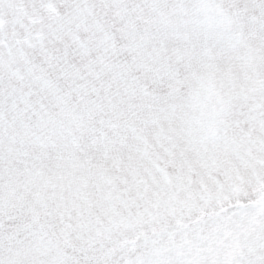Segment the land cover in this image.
Returning <instances> with one entry per match:
<instances>
[{
	"label": "snow or ice",
	"instance_id": "1",
	"mask_svg": "<svg viewBox=\"0 0 264 264\" xmlns=\"http://www.w3.org/2000/svg\"><path fill=\"white\" fill-rule=\"evenodd\" d=\"M0 264H264V0H0Z\"/></svg>",
	"mask_w": 264,
	"mask_h": 264
}]
</instances>
